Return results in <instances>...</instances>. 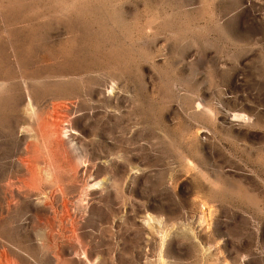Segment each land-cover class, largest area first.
Here are the masks:
<instances>
[{
	"label": "rangeland",
	"instance_id": "obj_1",
	"mask_svg": "<svg viewBox=\"0 0 264 264\" xmlns=\"http://www.w3.org/2000/svg\"><path fill=\"white\" fill-rule=\"evenodd\" d=\"M0 264H264V0H0Z\"/></svg>",
	"mask_w": 264,
	"mask_h": 264
}]
</instances>
